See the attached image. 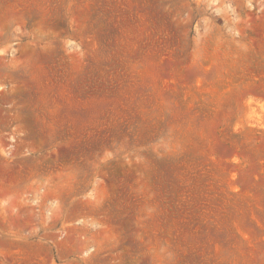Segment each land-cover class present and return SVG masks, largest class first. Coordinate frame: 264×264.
Returning a JSON list of instances; mask_svg holds the SVG:
<instances>
[{"label": "rangeland", "instance_id": "obj_1", "mask_svg": "<svg viewBox=\"0 0 264 264\" xmlns=\"http://www.w3.org/2000/svg\"><path fill=\"white\" fill-rule=\"evenodd\" d=\"M4 2L0 264H264V0Z\"/></svg>", "mask_w": 264, "mask_h": 264}, {"label": "crops", "instance_id": "obj_2", "mask_svg": "<svg viewBox=\"0 0 264 264\" xmlns=\"http://www.w3.org/2000/svg\"><path fill=\"white\" fill-rule=\"evenodd\" d=\"M11 19V10L9 4L5 3L4 0H0V35L3 36L2 40H0V79H6L10 77V60H9V46H10V31L7 29L10 24ZM7 29V30H6ZM4 31H7V35H5ZM5 128V127H4ZM0 200L17 202L20 200L17 194L10 193H0ZM18 218L14 216L10 217L9 220L6 221L9 225L15 227ZM5 224L4 221H0ZM1 239V238H0Z\"/></svg>", "mask_w": 264, "mask_h": 264}]
</instances>
